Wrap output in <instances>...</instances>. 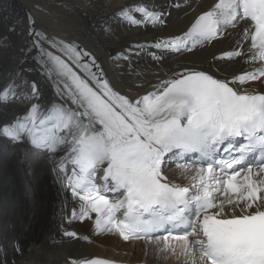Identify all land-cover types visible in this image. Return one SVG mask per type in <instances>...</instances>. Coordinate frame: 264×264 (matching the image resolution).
Returning <instances> with one entry per match:
<instances>
[{
	"label": "snow or ice",
	"instance_id": "6c2138e0",
	"mask_svg": "<svg viewBox=\"0 0 264 264\" xmlns=\"http://www.w3.org/2000/svg\"><path fill=\"white\" fill-rule=\"evenodd\" d=\"M117 15L133 25L164 23L162 13L142 0ZM237 21L249 24L242 38L248 42L247 50L237 42L220 58L246 57L245 63L253 66L250 71L229 80L185 68L136 99L113 90L93 72L99 67L94 59L82 63L81 57L90 54L74 42L36 33L80 67L96 87L61 55L34 42L40 62L50 77L55 73L61 80L77 109L53 105L44 114L33 104L25 117L0 131L14 140L28 135L34 145L49 151L69 145L60 170L67 163L73 166L65 187L80 206L73 209L71 219H92L95 213V232L115 233L124 241L144 240L146 249L154 246L158 257L171 255L179 264H264V158L257 161L255 171L248 160L257 151L264 154V92L237 86L264 81V0H217L182 36L158 41L154 47L190 51L189 42L193 47L211 43ZM14 87L0 89V101L14 97ZM47 122H52L51 128ZM189 153L198 154L193 162L198 166L177 167L190 183L169 181L164 174L166 159H182ZM101 171L102 183L97 179ZM107 192L119 198L110 199ZM63 234L77 238L74 231ZM70 264L116 262L93 257Z\"/></svg>",
	"mask_w": 264,
	"mask_h": 264
},
{
	"label": "bare ground",
	"instance_id": "6f19581e",
	"mask_svg": "<svg viewBox=\"0 0 264 264\" xmlns=\"http://www.w3.org/2000/svg\"><path fill=\"white\" fill-rule=\"evenodd\" d=\"M216 1L142 0L150 9L162 13L164 23L133 25L117 13L124 7H135L141 0H62L56 3L0 0V45H6L0 46V89L8 84L15 86V96L9 95L6 102L0 101V129L27 114L33 104L44 114L53 105L77 109L54 74L50 81L45 79L48 72L39 60L40 49L33 47L34 42L39 41L44 49L55 54H63L36 33H42L49 40L74 42L90 54L87 57L91 62L95 60L101 79L130 99L153 91L161 81L185 68L204 70L216 78L229 80L250 71L253 66L245 63L246 57L220 58L234 50L237 42H243L244 29L249 27L246 22L237 21L211 43L193 47L189 42L190 51L154 47L158 41L182 36L195 18L212 9ZM133 15L142 19L140 13ZM247 43L243 42L245 51ZM153 53L159 59H155ZM50 85L59 88L60 94L52 91ZM237 86L241 90L264 92V81ZM19 140L0 139V264H70L71 260L94 256L112 257L114 252L123 257L117 259L128 262L179 264L171 255L167 259L158 257L154 246L146 249L144 240L127 241L132 242L127 245L115 233L95 232V213L92 219L72 220L73 209L78 211L80 206L71 189L65 187L73 166L67 163L64 171L60 170L61 158L66 156L69 145H60L55 151L26 160L29 149ZM166 167L164 164V174L175 177L176 171ZM178 175L177 178L186 177ZM188 182L186 177L178 184L187 186ZM65 230L76 232L77 238L65 237ZM84 236L88 239L79 238Z\"/></svg>",
	"mask_w": 264,
	"mask_h": 264
},
{
	"label": "rangeland",
	"instance_id": "374dc122",
	"mask_svg": "<svg viewBox=\"0 0 264 264\" xmlns=\"http://www.w3.org/2000/svg\"><path fill=\"white\" fill-rule=\"evenodd\" d=\"M52 3H56V1H58V2H61L62 0H50ZM231 27H233V26H229V27H227V28H231ZM224 33V32H223ZM39 57V56H38ZM177 165H179V164H170V166L169 165H167V169H173V172L174 171H176V174H175V177H173V176H171V177H169L168 176V174L169 173H167V172H165V175L167 174V177L168 178H170L171 179V182H173V183H179V182H182V181H184L186 178H184V179H182L181 178V176L180 177H178L177 178V176H179L178 175V173H180L181 174V170L180 169H178V167H177ZM165 171V170H164ZM179 171V172H178ZM177 175V176H176ZM182 175V174H181ZM183 176V175H182ZM116 240H117V238H116ZM120 240V239H119ZM121 242V241H120ZM123 242V241H122ZM121 242V243H122ZM131 243L132 242H124L123 244H127V245H131ZM138 243V245H141L142 243L141 242H137ZM140 243V244H139ZM115 253V255H113L112 257H109V256H106V257H109V258H123L122 256H120V255H118V253H116V252H114ZM127 258H130V256H128ZM120 260H123V259H120ZM130 261H132L131 260V258H130Z\"/></svg>",
	"mask_w": 264,
	"mask_h": 264
}]
</instances>
